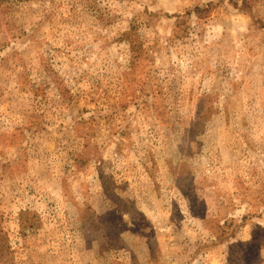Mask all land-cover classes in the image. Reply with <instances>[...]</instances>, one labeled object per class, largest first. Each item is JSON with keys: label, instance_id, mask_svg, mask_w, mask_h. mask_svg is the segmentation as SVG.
<instances>
[{"label": "rangeland", "instance_id": "obj_1", "mask_svg": "<svg viewBox=\"0 0 264 264\" xmlns=\"http://www.w3.org/2000/svg\"><path fill=\"white\" fill-rule=\"evenodd\" d=\"M0 264H264V0H0Z\"/></svg>", "mask_w": 264, "mask_h": 264}, {"label": "trees", "instance_id": "obj_2", "mask_svg": "<svg viewBox=\"0 0 264 264\" xmlns=\"http://www.w3.org/2000/svg\"><path fill=\"white\" fill-rule=\"evenodd\" d=\"M199 10H200V9L198 8V12H199Z\"/></svg>", "mask_w": 264, "mask_h": 264}]
</instances>
